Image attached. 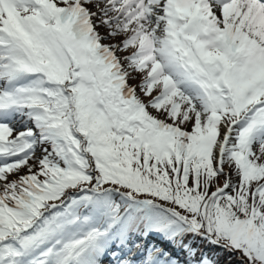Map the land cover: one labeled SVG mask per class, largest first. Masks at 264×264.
<instances>
[{
	"label": "snow or ice",
	"instance_id": "1",
	"mask_svg": "<svg viewBox=\"0 0 264 264\" xmlns=\"http://www.w3.org/2000/svg\"><path fill=\"white\" fill-rule=\"evenodd\" d=\"M133 249L264 264V0H0V264Z\"/></svg>",
	"mask_w": 264,
	"mask_h": 264
},
{
	"label": "rangeland",
	"instance_id": "2",
	"mask_svg": "<svg viewBox=\"0 0 264 264\" xmlns=\"http://www.w3.org/2000/svg\"><path fill=\"white\" fill-rule=\"evenodd\" d=\"M105 43H108V41H105ZM131 83H136V82L133 81V82H131ZM201 248H205V250L209 251V254H210V255L212 254L211 250L207 249V248L205 247V245H202ZM178 255H179V254H178ZM180 256L183 258L182 255H180Z\"/></svg>",
	"mask_w": 264,
	"mask_h": 264
}]
</instances>
